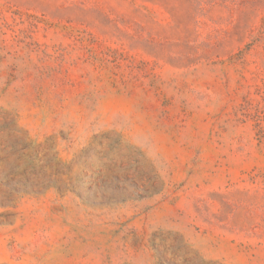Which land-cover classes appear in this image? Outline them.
<instances>
[{
  "label": "rangeland",
  "instance_id": "obj_1",
  "mask_svg": "<svg viewBox=\"0 0 264 264\" xmlns=\"http://www.w3.org/2000/svg\"><path fill=\"white\" fill-rule=\"evenodd\" d=\"M0 264H264V0H0Z\"/></svg>",
  "mask_w": 264,
  "mask_h": 264
}]
</instances>
